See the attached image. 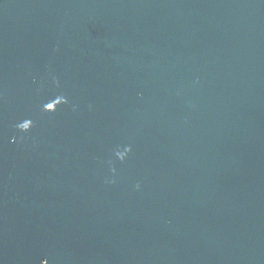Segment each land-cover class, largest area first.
Here are the masks:
<instances>
[{"label": "water", "instance_id": "water-1", "mask_svg": "<svg viewBox=\"0 0 264 264\" xmlns=\"http://www.w3.org/2000/svg\"><path fill=\"white\" fill-rule=\"evenodd\" d=\"M0 264H264V0H0Z\"/></svg>", "mask_w": 264, "mask_h": 264}]
</instances>
